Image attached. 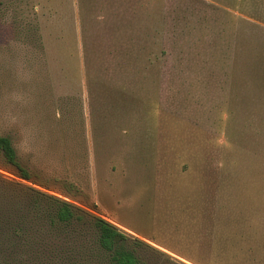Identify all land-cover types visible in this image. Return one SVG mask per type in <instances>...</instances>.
Returning a JSON list of instances; mask_svg holds the SVG:
<instances>
[{
	"label": "rangeland",
	"instance_id": "obj_1",
	"mask_svg": "<svg viewBox=\"0 0 264 264\" xmlns=\"http://www.w3.org/2000/svg\"><path fill=\"white\" fill-rule=\"evenodd\" d=\"M0 136L142 264H264V0H0Z\"/></svg>",
	"mask_w": 264,
	"mask_h": 264
},
{
	"label": "trees",
	"instance_id": "obj_2",
	"mask_svg": "<svg viewBox=\"0 0 264 264\" xmlns=\"http://www.w3.org/2000/svg\"><path fill=\"white\" fill-rule=\"evenodd\" d=\"M3 165L19 180L0 174V264H142L118 228L57 196L23 166L9 137L0 136ZM62 189L72 195L73 186ZM66 195L62 194L63 197Z\"/></svg>",
	"mask_w": 264,
	"mask_h": 264
}]
</instances>
